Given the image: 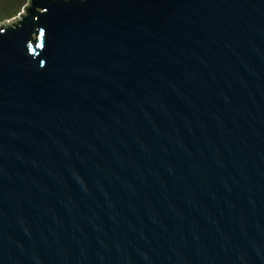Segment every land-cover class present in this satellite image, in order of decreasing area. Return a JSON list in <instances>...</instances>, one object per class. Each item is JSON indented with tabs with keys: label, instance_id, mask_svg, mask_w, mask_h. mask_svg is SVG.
<instances>
[{
	"label": "water",
	"instance_id": "95a60500",
	"mask_svg": "<svg viewBox=\"0 0 264 264\" xmlns=\"http://www.w3.org/2000/svg\"><path fill=\"white\" fill-rule=\"evenodd\" d=\"M0 264H264V0L2 22Z\"/></svg>",
	"mask_w": 264,
	"mask_h": 264
},
{
	"label": "trees",
	"instance_id": "16d2710c",
	"mask_svg": "<svg viewBox=\"0 0 264 264\" xmlns=\"http://www.w3.org/2000/svg\"><path fill=\"white\" fill-rule=\"evenodd\" d=\"M29 0H0V23L16 18Z\"/></svg>",
	"mask_w": 264,
	"mask_h": 264
},
{
	"label": "rangeland",
	"instance_id": "374dc122",
	"mask_svg": "<svg viewBox=\"0 0 264 264\" xmlns=\"http://www.w3.org/2000/svg\"><path fill=\"white\" fill-rule=\"evenodd\" d=\"M12 21V20H11ZM14 21V20H13ZM1 24V23H0Z\"/></svg>",
	"mask_w": 264,
	"mask_h": 264
}]
</instances>
